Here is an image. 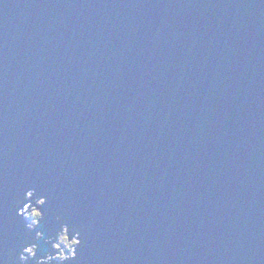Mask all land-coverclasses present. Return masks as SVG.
Listing matches in <instances>:
<instances>
[{
    "label": "water",
    "instance_id": "1",
    "mask_svg": "<svg viewBox=\"0 0 264 264\" xmlns=\"http://www.w3.org/2000/svg\"><path fill=\"white\" fill-rule=\"evenodd\" d=\"M32 188L76 264H264V0H0V264Z\"/></svg>",
    "mask_w": 264,
    "mask_h": 264
},
{
    "label": "clouds",
    "instance_id": "2",
    "mask_svg": "<svg viewBox=\"0 0 264 264\" xmlns=\"http://www.w3.org/2000/svg\"><path fill=\"white\" fill-rule=\"evenodd\" d=\"M47 203L48 197L39 194L35 188L16 200L18 214L28 222L20 238L19 251L16 248L7 251V264H76L80 249L87 245V226L79 222L69 223L62 213H56L58 227L54 235L46 236L44 231H37L46 219L43 208ZM40 241L48 246L43 255H39Z\"/></svg>",
    "mask_w": 264,
    "mask_h": 264
}]
</instances>
